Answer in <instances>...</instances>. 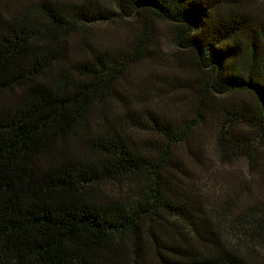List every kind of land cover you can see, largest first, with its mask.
<instances>
[{
    "label": "trees",
    "instance_id": "1",
    "mask_svg": "<svg viewBox=\"0 0 264 264\" xmlns=\"http://www.w3.org/2000/svg\"><path fill=\"white\" fill-rule=\"evenodd\" d=\"M114 1L115 8L33 0L10 18L0 15V264H144L147 244L157 264H264L210 229L193 169L178 150L205 117L210 94L247 92L249 103L238 98L220 110L213 149L218 163L243 159L247 174L258 169L264 18L251 2L261 0H249L250 11L242 10L248 0ZM116 16L139 22L125 48L93 50L84 41L83 55L66 61L63 38ZM156 20L173 24L175 47L191 50L201 70L189 113L176 118L143 104L107 117L120 77L147 56ZM70 138L78 143L65 144ZM57 152L65 159L53 164ZM187 155L200 161L193 150ZM124 178L132 182L125 193L97 197L95 187ZM169 216L186 223L203 248L159 236L154 228ZM230 217L251 244L264 242V207L240 204ZM120 239L128 261L113 259Z\"/></svg>",
    "mask_w": 264,
    "mask_h": 264
},
{
    "label": "rangeland",
    "instance_id": "2",
    "mask_svg": "<svg viewBox=\"0 0 264 264\" xmlns=\"http://www.w3.org/2000/svg\"><path fill=\"white\" fill-rule=\"evenodd\" d=\"M31 1L33 0H0V15L10 18ZM96 1L101 5L115 8L114 0ZM248 2L249 0L245 1L247 9L242 10L250 11ZM251 3L254 4L253 13L262 14L264 18V0ZM222 13L225 15V10ZM138 26V19L134 17L123 19L116 16L72 32L63 38L67 45L66 61L76 60L83 55L81 43L84 41L88 43L86 47L93 50L123 49L136 33ZM172 28V23L161 20L154 22L148 54L144 59L130 65L120 77L118 86L120 96L110 98L105 104L107 117L116 118L134 105L143 104L176 118L189 113L194 96L199 92L201 70L190 62L191 50H180L175 47ZM59 40L43 44L54 46ZM187 74L191 76L185 79ZM8 93V91L2 93L1 96L7 97ZM238 98L250 102L247 92L233 91L223 96L210 94L207 98L210 107L205 117L195 128L188 142L181 144L178 150L188 161V166L193 169L197 194L204 206L210 229L245 259L256 263L264 257V242L261 245L251 244L250 238L232 228L230 216L240 204L254 203L264 207V145L261 162L253 174H247L243 159H237L232 163H218L213 149V135L219 112ZM89 128L91 131L98 130L94 119L90 120ZM77 143L76 138H70L65 142L70 147ZM60 144L56 142L55 146ZM189 149L197 154L200 161L197 162L194 157L187 155ZM64 159L65 154L57 152L50 157V162L59 164ZM131 183L127 178L119 182L103 183L100 187H95V192L99 199L105 200L125 193ZM179 197L180 194L175 191L172 198L176 200ZM154 229L162 238H175L183 243L203 248L194 232L178 218L166 217L162 221V226L156 225ZM262 235L264 237V228ZM119 242L113 259L118 262L128 261L126 241L120 239ZM144 262L157 264L149 244L146 247Z\"/></svg>",
    "mask_w": 264,
    "mask_h": 264
}]
</instances>
